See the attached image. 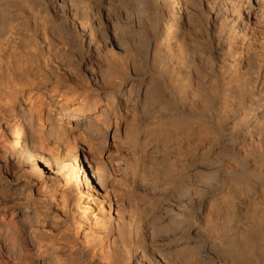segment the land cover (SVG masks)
Masks as SVG:
<instances>
[{
  "label": "clouds",
  "instance_id": "9594fccd",
  "mask_svg": "<svg viewBox=\"0 0 264 264\" xmlns=\"http://www.w3.org/2000/svg\"><path fill=\"white\" fill-rule=\"evenodd\" d=\"M0 264H264V0H0Z\"/></svg>",
  "mask_w": 264,
  "mask_h": 264
}]
</instances>
